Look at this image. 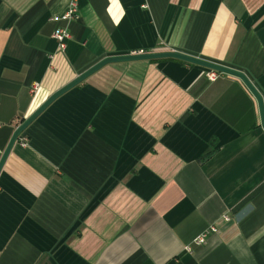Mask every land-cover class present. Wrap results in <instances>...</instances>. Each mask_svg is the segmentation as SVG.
Returning a JSON list of instances; mask_svg holds the SVG:
<instances>
[{"label":"crops","instance_id":"0c3cea01","mask_svg":"<svg viewBox=\"0 0 264 264\" xmlns=\"http://www.w3.org/2000/svg\"><path fill=\"white\" fill-rule=\"evenodd\" d=\"M70 1L0 0V157L107 56L212 61L244 73L264 108V0H74L62 19ZM207 71L109 63L52 101L0 169V264H264L258 106L238 77Z\"/></svg>","mask_w":264,"mask_h":264},{"label":"water","instance_id":"95a60500","mask_svg":"<svg viewBox=\"0 0 264 264\" xmlns=\"http://www.w3.org/2000/svg\"><path fill=\"white\" fill-rule=\"evenodd\" d=\"M161 58H173L177 59L183 62L191 63L194 65H198L200 67H203L207 70H211L217 73H225L228 75H232L235 77H238L244 85L247 87L249 92L252 94V96L255 98L257 106H258V112H259V119H260V126L264 131V108L261 96L256 91L254 86L251 84V82L248 80V78L239 70L208 61L205 59H201L192 55H188L179 51L174 50H161V51H147V52H136V53H129V54H123V55H113V56H107L87 69H85L83 72L78 74L76 77H74L72 80H70L68 83L64 84L62 87L51 93L28 117H26L12 132L8 143L3 150L1 157H0V169L2 167V164L4 163L10 149L12 148L14 142L17 140L20 133L57 97H59L61 94L69 90L70 88L74 87L81 81H83L85 78H87L89 75L94 73L96 70L101 68L102 66L109 64V63H115V62H126V61H135V60H153V59H161Z\"/></svg>","mask_w":264,"mask_h":264},{"label":"built area","instance_id":"2783aa9c","mask_svg":"<svg viewBox=\"0 0 264 264\" xmlns=\"http://www.w3.org/2000/svg\"><path fill=\"white\" fill-rule=\"evenodd\" d=\"M75 11H76V9H75V1L71 0L70 1V7H69L68 11L62 16V19H70L71 17H75L76 16V14H75L76 12ZM51 37L56 42L58 49L59 50H64L65 42H66V40L69 39L70 35H69V32L66 29L57 28V29H55L52 32ZM217 74H218L217 72L208 70L206 72V77L209 80H212V79H214L216 77ZM32 88H34V87H32ZM21 145H24L23 141L21 142ZM203 237H204V235H200V236L196 237L193 240L194 243L196 245H199V244L203 243ZM186 250H188V247H186Z\"/></svg>","mask_w":264,"mask_h":264}]
</instances>
